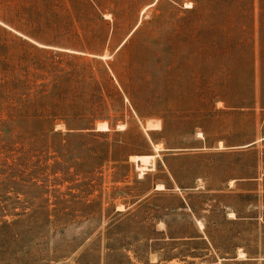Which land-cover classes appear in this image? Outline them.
<instances>
[{
  "label": "rangeland",
  "instance_id": "1",
  "mask_svg": "<svg viewBox=\"0 0 264 264\" xmlns=\"http://www.w3.org/2000/svg\"><path fill=\"white\" fill-rule=\"evenodd\" d=\"M0 264H264V0H0Z\"/></svg>",
  "mask_w": 264,
  "mask_h": 264
},
{
  "label": "trees",
  "instance_id": "2",
  "mask_svg": "<svg viewBox=\"0 0 264 264\" xmlns=\"http://www.w3.org/2000/svg\"><path fill=\"white\" fill-rule=\"evenodd\" d=\"M132 38H127L122 46H126L128 44L129 41H131ZM72 76L76 75L74 73H71ZM77 76V75H76ZM85 80V79H84ZM84 82V81H83ZM149 85L150 82L145 80V78H142L140 83H137L136 80H134L131 84L132 89L134 90L135 93L140 94L146 102H148V104H152L153 98L154 97H148V93H149ZM76 94L74 95L73 99L70 102H67L66 105V99L63 98L61 100V104H58V102L54 105L55 111L56 110H71L74 114V116L78 119H81L82 121H89V117L86 116V111L84 106H80L79 103V98L82 97L83 91H75ZM101 89L99 87V85L97 83H95L94 85H92L91 87H89V91L87 93L88 95V99L84 100V104H89L90 106L88 107L89 109L93 110V114H95L98 109L101 108V103L103 101L102 98V94H101Z\"/></svg>",
  "mask_w": 264,
  "mask_h": 264
},
{
  "label": "bare ground",
  "instance_id": "3",
  "mask_svg": "<svg viewBox=\"0 0 264 264\" xmlns=\"http://www.w3.org/2000/svg\"><path fill=\"white\" fill-rule=\"evenodd\" d=\"M103 126L107 128V125L106 124H104ZM120 127L124 128V124L120 125ZM158 188H162V186L161 185H158ZM199 223H200L201 226L203 225L202 222H199Z\"/></svg>",
  "mask_w": 264,
  "mask_h": 264
}]
</instances>
